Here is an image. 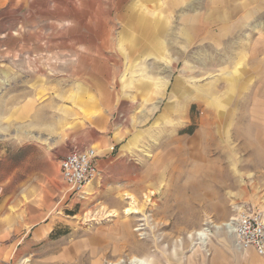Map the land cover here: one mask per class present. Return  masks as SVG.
<instances>
[{
  "label": "rangeland",
  "instance_id": "obj_1",
  "mask_svg": "<svg viewBox=\"0 0 264 264\" xmlns=\"http://www.w3.org/2000/svg\"><path fill=\"white\" fill-rule=\"evenodd\" d=\"M243 212L264 217V0H0V264H190Z\"/></svg>",
  "mask_w": 264,
  "mask_h": 264
},
{
  "label": "built area",
  "instance_id": "obj_2",
  "mask_svg": "<svg viewBox=\"0 0 264 264\" xmlns=\"http://www.w3.org/2000/svg\"><path fill=\"white\" fill-rule=\"evenodd\" d=\"M97 152L89 147L73 148L61 159V176L72 193H81L97 175ZM237 249H255L264 256V217L261 214L241 213L227 224Z\"/></svg>",
  "mask_w": 264,
  "mask_h": 264
},
{
  "label": "crops",
  "instance_id": "obj_3",
  "mask_svg": "<svg viewBox=\"0 0 264 264\" xmlns=\"http://www.w3.org/2000/svg\"><path fill=\"white\" fill-rule=\"evenodd\" d=\"M232 236L228 230L222 229V232L215 236V240L211 239L208 243L209 255L204 246L194 247L192 254L195 257L190 264H264V256L259 255L255 249H237Z\"/></svg>",
  "mask_w": 264,
  "mask_h": 264
},
{
  "label": "bare ground",
  "instance_id": "obj_4",
  "mask_svg": "<svg viewBox=\"0 0 264 264\" xmlns=\"http://www.w3.org/2000/svg\"><path fill=\"white\" fill-rule=\"evenodd\" d=\"M128 211H130V210H128ZM131 211H132V209H131ZM131 211H130V212H131ZM128 213H129V212H128ZM198 234L203 235V236L207 235L205 232H199ZM137 262H138V264H143L142 261H137Z\"/></svg>",
  "mask_w": 264,
  "mask_h": 264
}]
</instances>
